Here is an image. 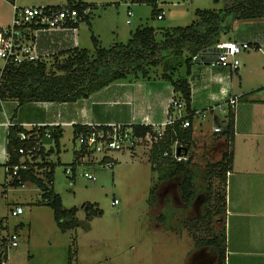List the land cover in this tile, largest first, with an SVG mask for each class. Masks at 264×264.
<instances>
[{
	"label": "rangeland",
	"instance_id": "374dc122",
	"mask_svg": "<svg viewBox=\"0 0 264 264\" xmlns=\"http://www.w3.org/2000/svg\"><path fill=\"white\" fill-rule=\"evenodd\" d=\"M46 1L44 4L48 5L66 3V0ZM83 1L92 4V11L88 20H82L78 25V46L89 52L94 50L92 37L97 39L101 47L108 48L114 43H126L130 33L138 27L152 26L157 30L156 39L160 40V32L166 29L193 24L197 19L196 10L220 12L225 8L224 0H158L157 8L162 9L163 16L157 19L156 14L151 16L152 6L149 3L134 2L130 6L133 12L131 23H126L127 8L119 0ZM8 3L11 4V1ZM28 5L38 4L28 2ZM2 6L7 10L6 4ZM256 20L260 19L234 22L229 36L234 37L235 32L244 30L245 23L239 22ZM61 60L63 57L52 56L47 62ZM2 65L0 59V68ZM248 75L243 84L248 81ZM233 76L238 88V76ZM249 81L250 87L254 85V79L250 78ZM255 108L247 100V94H243L236 106L231 108L240 119L238 126L235 120L232 146L236 167L233 168L235 172L232 177H229L235 185L238 182H264V138L243 135L247 122L244 119L251 116ZM227 110L228 106L223 102L213 105L212 110L206 108L202 120L195 117L197 134L189 149L191 168L195 172L191 183L195 194L190 201L181 197L179 189L184 174L168 177L165 169L156 171L157 166L151 165L149 161L150 148L146 143L136 145L132 153L129 150L112 152L115 161L113 167L108 168L97 163H81L80 160L73 164V146L67 136L61 141L60 154L52 156L55 164L53 190L59 194L64 207L76 209L77 226L66 232L59 230L52 210L42 207L40 190L32 183L23 186L8 184L5 170L0 166V227L7 232L16 230L18 233V245L8 252L9 264H185V254L182 252L187 249V238H181L178 234L182 228L190 231L194 240L211 238L225 228L226 247L229 249L226 264H237L238 259L254 263L251 253L237 252L236 242L246 235L248 219L231 211L223 216L216 213L219 196H226V184L215 174L207 173L209 165L219 161L226 149L225 134L214 139L216 143L213 147L209 135H200L205 131L210 132L214 126H220L225 131ZM67 168L72 169L70 175L65 173ZM85 172L90 173L93 179L84 177ZM159 174H164L162 181L158 178ZM227 188L229 190V186ZM233 192L234 198L245 196L246 193L240 194L239 190ZM114 199L117 200L116 204ZM87 204L96 205L101 214L87 218ZM16 205H20L23 212L19 216H11L10 209ZM230 209L235 211L233 206ZM207 211L210 214L207 215ZM162 215L165 216L163 220L160 218ZM238 225L242 229H238ZM163 228L177 235L174 238L160 230ZM207 249L198 264H218L217 255L213 253L215 249ZM254 260L256 264L264 260V253L262 258Z\"/></svg>",
	"mask_w": 264,
	"mask_h": 264
},
{
	"label": "trees",
	"instance_id": "16d2710c",
	"mask_svg": "<svg viewBox=\"0 0 264 264\" xmlns=\"http://www.w3.org/2000/svg\"><path fill=\"white\" fill-rule=\"evenodd\" d=\"M67 3L76 2L77 5H89L87 3L67 0ZM140 3H149L152 6L151 16L158 15V0H138ZM225 8L220 12L210 10H196L197 19L193 24L185 27H173L161 33L162 38L156 39L157 30L152 26H141L130 33L128 41L124 44L114 43L108 48L101 47L95 37H92L94 50L72 47L63 50L54 57L61 61L48 63L47 59L36 62H24L19 65H6L0 77V109L5 100H16L18 104L29 101H55L73 102L86 98L92 93L102 89L112 82L127 78H148L160 70L159 76L168 81L173 89V97L184 103L185 115L177 119L171 125L164 128L162 138L150 148L149 161L156 165L157 170L165 169L168 177L183 173L184 177L179 184L181 197L190 201L195 192L191 185L194 170L191 168L192 156L186 161H175L169 156H163L164 151H171L174 143L182 145L181 152L189 151L192 146L191 121L194 112L190 107V87L186 79L190 65L194 61L210 63L215 61V44L224 41L234 22L248 19H264V0H224ZM92 7V6H91ZM88 16L83 20H87ZM180 68H185V75L176 74ZM153 70V72H151ZM184 120H189L190 126L181 127ZM132 132L136 136L153 134L149 126L133 125ZM49 127H40L36 131L26 130L21 126H10L7 133V162L5 167L20 164L26 165V169H20L10 185L32 183L39 190L41 203L49 207L61 232H66L77 226L75 208H66L62 205L59 194L53 190L54 163L47 161L46 151L41 143L43 133ZM86 127L78 126L76 132L86 130ZM51 130V138L58 145L59 131ZM234 114H227V128L225 134V151L216 163L209 165L207 173L216 175L226 184L227 172L231 171L233 160V138L235 134ZM29 136V141L20 140V134ZM75 137V136H74ZM41 147L28 157L19 154L18 149H29L33 144ZM76 152L73 164L77 162ZM23 160V161H21ZM166 165V166H164ZM164 166V167H163ZM152 167V166H151ZM154 169V168H153ZM162 181L164 174L158 175ZM216 213L219 216L226 214V196H219ZM86 217L99 216L100 209L96 205H85ZM210 214L209 211L206 212ZM163 220V218H162ZM219 220V219H217ZM220 221V220H219ZM225 228L211 238L197 240L198 246H207L215 249L218 264H225L226 235Z\"/></svg>",
	"mask_w": 264,
	"mask_h": 264
},
{
	"label": "crops",
	"instance_id": "0c3cea01",
	"mask_svg": "<svg viewBox=\"0 0 264 264\" xmlns=\"http://www.w3.org/2000/svg\"><path fill=\"white\" fill-rule=\"evenodd\" d=\"M13 1L18 5L24 3H26L24 5H28V2L30 4L40 5L47 2L46 0ZM76 1L89 4L83 0ZM2 4L7 5V10L5 8L3 9ZM8 5L10 6V10ZM8 10L10 11L9 13ZM11 17V4H9L7 0H1L0 24H7L8 21H11ZM239 23H245L243 24L244 30L239 33L235 32L234 37L229 36L228 33L225 35L228 36V38L224 40L248 42L253 44L255 48L252 49V51L246 50L242 52L241 57V54L239 55V66L236 69H227L218 65L215 61L210 63L194 61L190 65L189 74L186 76L190 87V107L193 112L199 111L203 114L201 117L200 114L193 115L191 121L192 140L197 134L195 131V117H200L202 120L205 116L204 110L206 108L212 110L213 105H220L229 97H236L238 102L239 98L243 97V94H247V100L252 103V106L257 107L251 116H247V118L244 119V121L247 122L245 124L246 126H244L243 135L264 138V19ZM246 27L249 29L246 30ZM53 38L56 41H61L60 47L58 43L51 45L49 37L46 35L38 37L39 47L50 48L52 51L58 49L67 50L72 47L79 48L78 32L66 39L63 38L62 34L55 35ZM151 72H153V70ZM154 72H156V74H151L148 78H127L112 82L88 97L73 102L29 101L18 104V102L13 99L3 101L0 109V166L5 170V164L7 162V133L9 127L13 125L21 126L26 130L34 129L36 131L40 127H49V129L59 131L60 137L57 146L52 139L46 137L41 139L43 148L49 151L47 161L53 163L52 156L55 154L58 156L60 154L62 146L61 141L67 136L71 139L73 155H75L77 145L74 136L75 128L78 126L85 127L87 124L135 125L141 122L144 117H147L152 123H162L168 115L176 114L174 110L168 109L170 98L173 96L174 92L171 84L159 76L158 72H160V70L157 69ZM177 72L178 74L184 72L180 74L183 76L185 75V68H180L176 71V74ZM234 74L238 76V88L236 87ZM247 74H249L248 81L243 84ZM250 78L255 80L254 85L251 87L249 84ZM233 114L234 125L236 120V126H238L240 119L236 117L234 112ZM199 126H201V123H199ZM218 127L220 128V126ZM212 129L210 132L205 131V133L203 132L200 134L202 137H207V135H209L211 139L210 142H213V145L210 144V146L212 145L211 147L216 143L214 139L219 137L223 132V130H221V132L213 133ZM255 141L257 142V139H255ZM249 153L251 154V151ZM57 162H59V157H57ZM234 167L236 166L233 153L231 171L226 180V213L229 214L231 211L239 217L247 218L249 222L245 228L246 235H244L243 238H239L236 242L237 252H249L253 255L254 259H257V257L262 258V254L264 253V182L257 181L252 184L238 182L235 185L234 180L230 181L229 178L232 177L235 172V169L233 171ZM255 167H257V165H255ZM228 179L230 182H228ZM160 185H163V183ZM228 186L229 190L227 188ZM234 190H239L241 192H239L240 194H244V191H246L245 196L240 195L234 198L232 194ZM228 193L229 195H227ZM232 206L235 207V211L230 209ZM42 207L47 206L43 205ZM160 218L164 219L165 216L162 215ZM0 228V237H2L7 231L2 227ZM238 229H242V226L238 225ZM160 230L170 234L174 238L177 235L171 230H166L164 228ZM178 234L181 238H187V249L182 252L185 254V264L200 263L201 261H199V259L203 256V253L208 251V247L198 246L196 244L197 240H194V236L192 237V233L187 229L182 228ZM228 252L229 249L226 247L225 264ZM213 253L215 254V250ZM254 259V263L241 262V260L238 259L237 264H256V260ZM257 264H264V260L259 261Z\"/></svg>",
	"mask_w": 264,
	"mask_h": 264
},
{
	"label": "built area",
	"instance_id": "2783aa9c",
	"mask_svg": "<svg viewBox=\"0 0 264 264\" xmlns=\"http://www.w3.org/2000/svg\"><path fill=\"white\" fill-rule=\"evenodd\" d=\"M12 17L7 25L0 24V59L3 65L0 68V77L2 70L6 65H19L24 62H36L46 60L63 50L52 51L50 48H40L38 45V37L46 35L49 37L51 45L58 43L60 47L61 41H56L53 36L62 34L63 38L72 37L77 34L79 23L84 17L89 16L92 7L89 5H77L76 2L65 3L63 5H18L13 0ZM138 0H119V3H124L127 8L126 23H131L133 12L130 9L132 3ZM163 11L156 16L161 19ZM58 47V48H59ZM255 46L248 42H236L233 40H224L215 44V63L230 70H234L239 66V55L246 51L252 50ZM228 106L227 113L235 107L237 103L236 97H229L225 100ZM168 109L176 112L175 115H168L167 118L159 124L152 123L147 117L135 125L149 126L153 129V134L146 133L144 136H136L132 132L131 126L124 124H87L86 130L76 132L75 142L78 145L76 152L82 153L77 156V162L81 163H97L102 167L111 168L114 165L115 158L111 155L114 151L129 150L132 153L133 148L139 143H146L149 148L154 143L159 141L166 126L171 125L177 119L185 115L184 103L170 98ZM222 111H224L222 109ZM203 116L201 112H194V115ZM190 126L189 120H184L181 127ZM213 133L221 132L218 126L213 127ZM43 136L51 138V130L45 129ZM20 140L29 141V136L24 133L20 134ZM42 146V145H41ZM40 144H33L29 149L24 150L22 147L18 149L19 154H25L30 157L35 151L41 147ZM181 146L174 143L171 151H164L163 156H169L175 161H186L189 158V152L184 150L181 152ZM180 148V152L176 153V148ZM89 157V158H87ZM23 161V160H21ZM79 163V162H78ZM20 169H26L24 163L12 165L5 168L6 182L10 184L11 180L17 176ZM65 173L70 175L71 168L65 169ZM229 172H227L228 176ZM84 177L92 180L90 173L85 172ZM71 178V177H70ZM19 186L24 184L18 181ZM113 202L116 204L117 200ZM23 210L20 205H16L10 209L11 216H19ZM18 234L16 231L7 232L0 237V264H8V252L10 249L18 245Z\"/></svg>",
	"mask_w": 264,
	"mask_h": 264
},
{
	"label": "water",
	"instance_id": "95a60500",
	"mask_svg": "<svg viewBox=\"0 0 264 264\" xmlns=\"http://www.w3.org/2000/svg\"><path fill=\"white\" fill-rule=\"evenodd\" d=\"M179 152H180V148L177 147V148H176V153L178 154Z\"/></svg>",
	"mask_w": 264,
	"mask_h": 264
}]
</instances>
